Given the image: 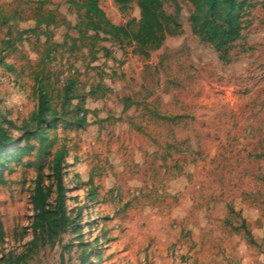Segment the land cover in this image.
Here are the masks:
<instances>
[{"label":"rangeland","instance_id":"374dc122","mask_svg":"<svg viewBox=\"0 0 264 264\" xmlns=\"http://www.w3.org/2000/svg\"><path fill=\"white\" fill-rule=\"evenodd\" d=\"M82 1L0 0V264H264L262 0H239L222 47L186 0H161L179 28L146 54L93 29ZM96 1L136 30L135 0ZM38 178L51 193L33 231Z\"/></svg>","mask_w":264,"mask_h":264},{"label":"trees","instance_id":"16d2710c","mask_svg":"<svg viewBox=\"0 0 264 264\" xmlns=\"http://www.w3.org/2000/svg\"><path fill=\"white\" fill-rule=\"evenodd\" d=\"M120 9L133 0H114ZM139 9V19L137 28L132 31L128 28V23L124 25H115L111 23L105 16L103 10L98 6L96 0H83L81 5L85 8L87 15L97 17L96 21H90L93 29H100L98 22L103 21L108 27L113 37H127L135 41V43L143 48L144 54L146 50L157 48L164 35L168 31H177L179 24L175 14L166 13L161 0H135ZM186 6L189 9V21L192 31L202 36L204 39L222 47L223 45L235 40L239 37L241 30V14L245 6V1L239 0H186ZM261 6L264 8V0L261 1ZM179 12V7L176 8V13ZM104 31V29H103ZM46 106L45 101L41 98L38 105V115L43 113ZM0 139L9 140L0 129ZM264 157V153L261 155ZM60 152L57 153L53 175L56 180V200L58 220L56 226L63 225L65 210H64V188L62 186V178L60 171ZM51 190L45 187L39 180H36L32 195L31 204L34 211V221L32 224L33 231L43 229L47 223L48 211L45 208V202L48 199ZM52 227L49 225L48 229Z\"/></svg>","mask_w":264,"mask_h":264},{"label":"built area","instance_id":"2783aa9c","mask_svg":"<svg viewBox=\"0 0 264 264\" xmlns=\"http://www.w3.org/2000/svg\"><path fill=\"white\" fill-rule=\"evenodd\" d=\"M60 79L63 80L62 76H60Z\"/></svg>","mask_w":264,"mask_h":264}]
</instances>
